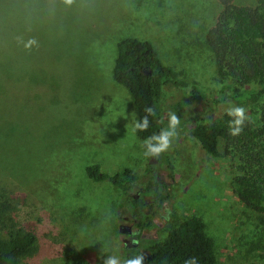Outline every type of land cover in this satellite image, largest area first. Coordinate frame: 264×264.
I'll list each match as a JSON object with an SVG mask.
<instances>
[{"label":"rangeland","instance_id":"374dc122","mask_svg":"<svg viewBox=\"0 0 264 264\" xmlns=\"http://www.w3.org/2000/svg\"><path fill=\"white\" fill-rule=\"evenodd\" d=\"M220 9L216 0H74L70 6L0 0V237L25 232L36 238L19 264H102L108 256L123 264L119 225H127L120 217L129 209L112 183L86 176L90 165L107 175L135 172L133 195L146 185L147 165L168 183L154 216L157 238L141 239L138 251L152 252L170 229L197 216L214 241L217 264H264L262 216L232 191L239 162L210 155L190 134L229 106L244 107L254 127L264 105V99L236 104L225 91L229 81L216 73L204 35ZM118 20L124 28L115 27ZM96 23L102 28L92 29ZM126 38L150 42L174 73L160 99L163 128L192 85L205 95L158 157L145 155L132 130L130 96L112 79L117 42ZM30 39L37 45L26 49Z\"/></svg>","mask_w":264,"mask_h":264},{"label":"trees","instance_id":"16d2710c","mask_svg":"<svg viewBox=\"0 0 264 264\" xmlns=\"http://www.w3.org/2000/svg\"><path fill=\"white\" fill-rule=\"evenodd\" d=\"M216 1L221 9L215 23L205 33L204 43L212 55L218 77L229 81L225 86L227 95L236 104H257L264 99V0H257L254 6H239L233 0ZM173 76L172 69L160 61L150 42L126 38L117 43L113 81L127 90L135 120L146 115L144 109L147 106L154 107L156 113L148 117L146 131H136L140 140L163 129L160 99L164 85L171 82ZM250 84H258L260 88L247 90ZM204 98L205 95L192 85L171 106V111L180 120L194 103ZM232 119L225 113L215 121L195 125L190 134L210 155L231 156L239 162L238 173L231 183L232 191L246 208L261 214L264 224V105L259 110L257 124L253 127L246 120L238 136L229 134ZM168 168L172 170L171 164ZM85 174L95 182L108 181L118 188L140 229L153 225L147 211L155 214L167 198L153 165H147L146 185L140 190L141 194L135 195L131 192L137 186L138 177L130 169L107 175L100 171L99 165H90L85 168ZM35 240L33 234L25 232L0 237V264H19V258L31 251ZM140 254L145 256L144 264H184L189 257H196L198 264H217L214 241L206 234L204 223L197 216H190L170 229L165 239L156 243L148 254L126 248L123 262Z\"/></svg>","mask_w":264,"mask_h":264},{"label":"clouds","instance_id":"9594fccd","mask_svg":"<svg viewBox=\"0 0 264 264\" xmlns=\"http://www.w3.org/2000/svg\"><path fill=\"white\" fill-rule=\"evenodd\" d=\"M73 2L74 0H63V3L69 6L72 5ZM33 45H37V41L30 39L24 46L27 49L31 48ZM144 111L146 115L134 121L132 125L133 132L146 131L149 127L148 117L156 115L155 109L152 106L145 107ZM225 112L229 117L233 118L229 124V134L238 136L243 131L244 123L248 119L246 109L241 106H229L225 109ZM167 119L168 125L166 128L161 129L159 133L153 134L143 141V146L146 149V156L158 157L171 147L172 139L177 135V128L180 124V120L175 113H169ZM144 262L145 256L140 254L134 258L125 260L123 264H144ZM102 264H121V260L117 256L102 257ZM184 264H198V260L196 257H189L185 260Z\"/></svg>","mask_w":264,"mask_h":264},{"label":"flooded vegetation","instance_id":"af4514ba","mask_svg":"<svg viewBox=\"0 0 264 264\" xmlns=\"http://www.w3.org/2000/svg\"><path fill=\"white\" fill-rule=\"evenodd\" d=\"M156 177H157V180L159 181V185H168V183L161 181V179H159L157 175ZM147 214H150L152 216L151 219H152L153 225L151 227L144 228V229H140L137 226V221L134 218H132L130 214L128 216L120 217V219H122L125 223H127V225H124V224L119 225V232L121 233L122 241L124 243L125 249L133 248V249L138 250V243L141 239L149 238L151 240H154L157 238L154 235L156 228L160 226L157 223V220L154 218L157 212L155 214H151L150 211H147ZM126 221H129V223Z\"/></svg>","mask_w":264,"mask_h":264},{"label":"crops","instance_id":"0c3cea01","mask_svg":"<svg viewBox=\"0 0 264 264\" xmlns=\"http://www.w3.org/2000/svg\"><path fill=\"white\" fill-rule=\"evenodd\" d=\"M119 21L120 20H118L116 23H115V27H121V28H124V26L123 25H121L120 23H119ZM93 27H92V29H100V28H102L99 24H95V25H92ZM130 30H132V32L135 30L134 29V27H132V25L130 26ZM120 41V40H119ZM118 41V42H119ZM117 42V43H118ZM116 48H117V46H116ZM116 55H117V51H116ZM115 58H116V56H115ZM115 60V59H114ZM113 65H114V63H113ZM113 67V66H112ZM66 71V70H65ZM77 78L79 79V80H81V81H83V76H80V75H78L77 74ZM117 84V83H116ZM119 85V84H118ZM122 86V85H121Z\"/></svg>","mask_w":264,"mask_h":264},{"label":"water","instance_id":"95a60500","mask_svg":"<svg viewBox=\"0 0 264 264\" xmlns=\"http://www.w3.org/2000/svg\"><path fill=\"white\" fill-rule=\"evenodd\" d=\"M155 163H156V160H152V159H151V160L149 161V164H155Z\"/></svg>","mask_w":264,"mask_h":264}]
</instances>
